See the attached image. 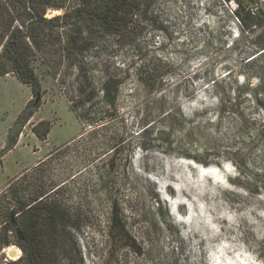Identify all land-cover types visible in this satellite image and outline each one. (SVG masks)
<instances>
[{"label":"rangeland","instance_id":"rangeland-1","mask_svg":"<svg viewBox=\"0 0 264 264\" xmlns=\"http://www.w3.org/2000/svg\"><path fill=\"white\" fill-rule=\"evenodd\" d=\"M244 1L144 0L117 34L80 19L82 54L34 63L39 100L0 77V152L18 134L0 192L56 186L48 264H264V53ZM251 8L264 29V0Z\"/></svg>","mask_w":264,"mask_h":264},{"label":"trees","instance_id":"trees-1","mask_svg":"<svg viewBox=\"0 0 264 264\" xmlns=\"http://www.w3.org/2000/svg\"><path fill=\"white\" fill-rule=\"evenodd\" d=\"M62 1L0 0V77L13 74L32 87L38 100L42 84L34 63L39 60L57 70L63 60H72L82 54L87 42L84 41V31L76 27L80 19L86 22L99 20L112 34L123 33L144 3V0H78L79 4L74 8L62 6ZM253 2H238L234 15L243 28V34L247 32V36L258 38L255 54L264 53L262 16L251 8ZM56 9L63 12L48 15L50 10ZM257 28L260 29L257 31ZM109 96L110 92H107L108 99ZM259 104L264 108L262 100ZM32 116L33 112L26 109L20 121L27 122ZM50 130L48 127L43 132L37 129L34 132L38 137L46 138ZM17 143L18 134L9 133L6 148L0 152V160L5 151L13 149ZM26 178L27 172L21 179ZM17 180L0 192V264H48L45 252L47 229L56 225L61 209L51 192L56 186L44 190L36 184V189L28 193L30 186L18 185ZM12 245H17L22 251L15 261L3 253Z\"/></svg>","mask_w":264,"mask_h":264},{"label":"water","instance_id":"water-1","mask_svg":"<svg viewBox=\"0 0 264 264\" xmlns=\"http://www.w3.org/2000/svg\"><path fill=\"white\" fill-rule=\"evenodd\" d=\"M15 252H16V251H15L14 248L10 250V254H11L12 256H15Z\"/></svg>","mask_w":264,"mask_h":264},{"label":"bare ground","instance_id":"bare-ground-1","mask_svg":"<svg viewBox=\"0 0 264 264\" xmlns=\"http://www.w3.org/2000/svg\"><path fill=\"white\" fill-rule=\"evenodd\" d=\"M12 247H9L8 249H11Z\"/></svg>","mask_w":264,"mask_h":264}]
</instances>
